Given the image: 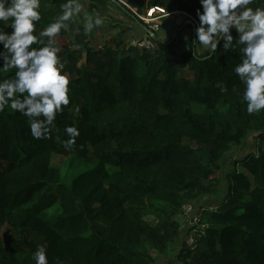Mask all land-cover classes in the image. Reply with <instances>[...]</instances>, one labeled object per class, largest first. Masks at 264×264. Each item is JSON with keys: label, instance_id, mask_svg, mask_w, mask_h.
<instances>
[{"label": "trees", "instance_id": "trees-1", "mask_svg": "<svg viewBox=\"0 0 264 264\" xmlns=\"http://www.w3.org/2000/svg\"><path fill=\"white\" fill-rule=\"evenodd\" d=\"M90 1L92 10L120 6L141 26L132 8L162 6L199 21V0H127L131 8ZM63 2L42 0L39 30ZM10 23L0 28L10 32ZM183 26L171 40L154 35V51L117 35L97 47L80 17L61 31L71 101L52 138L34 139L28 117L0 112V264H35L40 246L49 264H157L145 246L168 251L181 235L183 205L217 193L224 178L227 193L203 215L197 248L185 246L178 261L264 264V110L249 114L242 100L239 48L198 52L196 31L185 42ZM14 73L0 71V80ZM69 125L80 135L66 150L56 137L67 139ZM251 135L259 147L223 177L224 160ZM56 154L67 157L65 168L54 165Z\"/></svg>", "mask_w": 264, "mask_h": 264}, {"label": "clouds", "instance_id": "clouds-1", "mask_svg": "<svg viewBox=\"0 0 264 264\" xmlns=\"http://www.w3.org/2000/svg\"><path fill=\"white\" fill-rule=\"evenodd\" d=\"M199 3L196 10L199 24L192 42L211 53L218 47L224 51L239 48L241 59L234 72L245 86L242 100L247 103L249 114H259L264 110V6L252 7L256 0H199ZM82 10L81 0H64L53 21L39 30L42 0H0V24L11 21L10 32L0 28V71L15 69L13 76L0 80V112L11 109L28 117L34 139H51L57 131V115L70 104L71 80L64 71L56 37L67 30L69 22L79 19ZM83 20L85 35L105 23L99 13L86 14ZM192 51L197 55V51ZM199 58L211 57L200 54ZM64 133L68 138L61 141L57 136V142L71 150L80 130L69 125ZM33 260L35 264H49L43 246L37 248Z\"/></svg>", "mask_w": 264, "mask_h": 264}, {"label": "rangeland", "instance_id": "rangeland-1", "mask_svg": "<svg viewBox=\"0 0 264 264\" xmlns=\"http://www.w3.org/2000/svg\"><path fill=\"white\" fill-rule=\"evenodd\" d=\"M123 1L125 3L127 2V0H123ZM81 3L83 4V10L80 13L82 24L84 23L83 18L86 14H92L94 16L96 13H99L100 16H102L105 20V23L102 26L94 29L93 31L95 46L98 47V46L103 45L108 40H111L112 38H114L113 37L114 35L119 36L120 40L125 45L135 44L138 40H140L144 36L145 34L143 31L144 27L141 26V23H139L136 20L134 15H131L128 11H126L125 9H122L120 6L111 4L107 11H103L102 8L100 10H92L91 9L92 1L90 0H81ZM132 11L134 13L137 12L142 15L147 14V10L145 7H143L142 10H139L138 8H132ZM172 13H170L167 16H164L160 20L161 25L163 22L164 23L167 22L164 24V26L161 28L160 31L155 33V35L158 36V38L161 40H168V39L171 40L175 36V33L178 31L179 25L176 24L175 22L177 18V17L175 18V16H178V18H180V22L183 23L184 26L188 24L187 20L192 21V19L185 13H182V12L180 13L179 11L177 15H174V17H171L170 15ZM144 25L146 24L144 23ZM189 27L190 26L187 25L186 29L187 28L190 29ZM192 27L194 28L193 25ZM187 37L188 39H190L191 34L189 33ZM56 39L58 40L60 46L65 45L69 41L68 37L62 34H59L56 37ZM153 41L154 43L155 41L157 42L156 39L155 40L153 39ZM197 45H198V52L203 53V52L208 51V49H204L201 45L199 44ZM178 49H181V46H179ZM259 144L260 142L258 141L257 137H255V135H251L246 141V144L244 146L237 148L228 154L227 158L223 162L220 174L223 177H225L228 170L234 167V162L236 158L242 157L250 151L257 150V148L259 147ZM66 159H67L66 156L56 154L53 157V163L55 166L65 168ZM73 174H76V172L71 171V175ZM63 175H66L65 171H63ZM226 193H227V184H226V179L224 178L220 191H218L217 193H214L211 196H205L203 197L202 200L194 201L193 203H197L195 204L197 211H201L202 209L207 210L211 207L216 208L218 204L220 203V201L224 198ZM186 216H185V220L182 225L180 237L173 243V245H171L168 251L162 253L158 251L156 248H153L149 245L145 246V250H147L154 258H156L157 264H180L178 261V255L180 254V252H182V249L186 246L184 242H185L187 235L191 231L190 230L191 226L188 225V224H191V222L189 221V219H187L188 216L187 217Z\"/></svg>", "mask_w": 264, "mask_h": 264}, {"label": "built area", "instance_id": "built-area-1", "mask_svg": "<svg viewBox=\"0 0 264 264\" xmlns=\"http://www.w3.org/2000/svg\"><path fill=\"white\" fill-rule=\"evenodd\" d=\"M124 4H126L124 1H121ZM128 7H130L127 4ZM131 8V7H130ZM185 13V12H183ZM170 12L162 7V6H154L151 7L148 11L146 15H142V14H138L137 16L144 21V23L146 24V26L149 27L150 32L147 31V33L140 39L138 40L135 45L139 46L140 48H144L150 51H154L156 49V44L153 41V36L155 34V32L159 31L160 26H161V19L164 16L169 15ZM187 14V13H185ZM192 21L194 22L196 28L199 24L198 20L193 17L192 15L187 14ZM195 204L197 203H188L183 205L182 207V213L185 214V216L187 217V219H189V221L191 222V224H188L189 226H191L190 228V233L187 235L186 239H185V244H186V248H190V250H194L197 248V243L198 240L201 236V233L204 234L205 233V229L207 228V225L202 223V218L203 215H205L206 212L208 211H212L215 210V207H211L209 209H202L201 211H197V208L195 206ZM189 222V223H190Z\"/></svg>", "mask_w": 264, "mask_h": 264}, {"label": "crops", "instance_id": "crops-1", "mask_svg": "<svg viewBox=\"0 0 264 264\" xmlns=\"http://www.w3.org/2000/svg\"><path fill=\"white\" fill-rule=\"evenodd\" d=\"M177 13H179V11H175L174 13H172L170 16L171 17H174V15H177ZM180 13H181V11H180ZM177 17V18H176ZM175 18H176V20H175V22H176V24H178L179 26L180 25H183V23H181L180 22V18H178V16H175ZM168 21V20H167ZM165 23H167V22H165ZM164 22L162 23V25L160 26V29H159V31L161 30V28L164 26V24H165ZM187 25H189L190 27V29H186V27L185 26H183L184 28H183V31H182V33H181V35H182V37H183V39H184V41L185 42H187L189 39H188V37H187V35L190 33L191 34V32H194V31H196L193 27H192V25L191 24H187ZM186 25V26H187ZM143 31H144V33L146 34L147 33V31L145 30V28H143ZM158 32V31H157ZM177 33V32H176ZM176 33H175V35H176ZM144 34V35H145ZM155 35V34H154ZM186 37H187V39H186Z\"/></svg>", "mask_w": 264, "mask_h": 264}, {"label": "water", "instance_id": "water-1", "mask_svg": "<svg viewBox=\"0 0 264 264\" xmlns=\"http://www.w3.org/2000/svg\"><path fill=\"white\" fill-rule=\"evenodd\" d=\"M187 23L188 24H192L194 26V29L196 30V26L194 25V23L191 21V20H187ZM145 28L146 31L150 32V29L148 26H143Z\"/></svg>", "mask_w": 264, "mask_h": 264}]
</instances>
